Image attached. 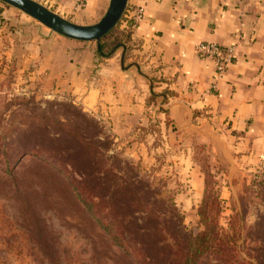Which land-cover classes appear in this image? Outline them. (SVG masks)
I'll list each match as a JSON object with an SVG mask.
<instances>
[{"label":"crops","instance_id":"1","mask_svg":"<svg viewBox=\"0 0 264 264\" xmlns=\"http://www.w3.org/2000/svg\"><path fill=\"white\" fill-rule=\"evenodd\" d=\"M34 1L78 25L97 22L109 2ZM135 7L143 16L131 27ZM32 20L0 3V96L65 99L90 114L109 152L143 169L185 223H197L211 171L219 217L231 218L264 167V0H127L99 42ZM108 36L118 43L103 55ZM198 43L234 47L221 77Z\"/></svg>","mask_w":264,"mask_h":264},{"label":"rangeland","instance_id":"2","mask_svg":"<svg viewBox=\"0 0 264 264\" xmlns=\"http://www.w3.org/2000/svg\"><path fill=\"white\" fill-rule=\"evenodd\" d=\"M105 135L90 114L68 100L0 96V264H143L145 257L136 253L137 226L144 233L148 259H152L157 240L165 238L164 243L171 244L168 233L176 226L177 213L171 209L170 204H174L170 197L162 194L161 186L139 166L119 153H110V139ZM93 137L100 140H91ZM39 142L47 153L44 156L29 151ZM92 150L106 153L93 161L95 175L102 176L100 187H122L129 182L135 186V198L145 204L140 208L135 204L133 212L122 214L118 201L115 211H111L112 218L116 214L117 219L124 220L119 219L116 227L122 224L130 235L125 244L130 248L126 247V251L111 240L88 210L92 197L96 201L110 197L108 192L93 187ZM50 152L59 154V160L50 158ZM79 152H85V157L79 154L73 164L71 154L75 157ZM99 169L107 173L103 175ZM81 172L86 173L84 182ZM256 179L258 197L254 199L249 189L242 190L229 206L233 209L231 218H217L219 226L228 233L224 245L231 252L220 260L211 252L198 254L197 264H243L242 260L247 262L244 264H264V167ZM79 185H83L84 193L75 189ZM213 199L209 191L206 211L211 217L218 214ZM105 205L100 208L110 219ZM175 211L179 213L177 207ZM153 217L158 218L159 224ZM101 223H106V219H101ZM182 225L188 234L203 229L198 222L188 224L183 218ZM163 250L165 261L170 255L167 249ZM161 263L158 260L156 264Z\"/></svg>","mask_w":264,"mask_h":264},{"label":"trees","instance_id":"3","mask_svg":"<svg viewBox=\"0 0 264 264\" xmlns=\"http://www.w3.org/2000/svg\"><path fill=\"white\" fill-rule=\"evenodd\" d=\"M112 33L113 32H111L109 35L112 36ZM117 43L118 42L115 38H113V40H111V37L108 36L107 40L104 41V39H103V42H101L99 51L101 52V54L106 55L112 49H114L117 46ZM94 138L98 139L97 137H93V138H91V140ZM98 140H100V139H98ZM98 140H96V141L99 142ZM94 142L95 141L91 142V145H93ZM40 146H42V145L39 142V144L35 147V149L29 150L30 153L32 152L33 154H36L38 156H44L45 154H47L44 150L41 149ZM83 153H85V152H79V153H77V155L75 157H74V154H71V160H72L71 162H73V164H74V162H75L74 159L76 160V157L79 154H80L79 156L81 158L85 157L83 155ZM54 154H56V155H54ZM103 154L105 156L106 153L103 152ZM103 154L101 152H97L95 150L91 151V181L93 182V187L99 188V189L103 190L104 192H108L110 197L105 199L107 201H96L94 199L96 197H92L91 208L88 207V210L91 212V216L94 217V220L96 221L97 224H99V226L103 229V231L110 235L111 240L117 246H119L122 249V251H126L125 248L129 247V246H127L125 244L129 243L130 235L128 233H126V230H125L126 227L123 226L122 224L120 227H116L115 224H118V221H120L121 219L120 218H119L120 220L117 219L118 216H116V214H114V217L112 218L111 217V213H112L111 211H113V212L115 211L116 202H118V201L121 202L120 206H119V210L122 214H127V212L129 214V213L133 212L134 207L132 208V206H134L135 204H137L139 206V208H140V206H143L145 204H143L141 202L142 200L139 201L135 198V194L133 193L134 191H132V189L135 186L129 182H126L122 187H118V185H114V186L113 185H108V186L106 185L107 187H105V189L100 187V180H101L102 176L95 175L97 173H95L96 170H95V166L93 164V161L100 160L101 157L103 156ZM49 156H50V158H52L55 161H58L60 158V155L57 153H51L50 152ZM86 156H87L86 159L90 158V155L87 153H86ZM105 173H107V172L103 171V170L101 171V174L105 175ZM79 174L81 176V180L84 182L85 178H86V173L81 172ZM83 182H82V184H83ZM214 182L215 181H214L212 172L207 171L206 177H205L204 197H203V200L201 201V203L199 204V206L197 208V216H198L197 222H198V225L201 226L203 229L201 231H198L196 234H193V233L188 234L187 232H185L186 230L182 225V217H181L180 213H178V211H175V205L170 204L171 209L177 213L176 226L173 227L172 233H168L169 239H171V244L164 243V241H166L165 238L162 239L160 237L161 238L160 240L156 239L159 243L160 242H162V243L159 244L157 242L156 243L154 242V244H153V247H154L153 252L154 253L151 255L152 259H148L146 257L147 252L145 251L146 250L145 247L147 246V244L144 243V242H146L145 237L143 236L144 233L142 232L143 233L142 234L139 232L141 230V228L139 226L136 227V231H134L135 232L134 235L139 236V241H138L139 247L136 250V253L140 257L141 256L143 258L145 257L146 262L142 260L143 264H154V262L156 264L158 260L162 262L161 264H197V258L196 257L198 254H204V253L211 252L214 254L215 258H218L220 260L231 252L230 249L228 248L227 244L224 245L225 237L228 235V233L222 227L219 226L218 221H217V218L219 217V214L221 211V206H220V201L218 200V196L215 193L214 188H213ZM251 187H252L251 192L254 194L253 198L256 199V197H258V194H259V182L257 179L252 182ZM75 189H77L78 193H80V192L84 193L85 192L83 185L82 186L79 185L78 187H75ZM147 190H149V189L147 188ZM209 191L212 193V195L214 197V199L211 200V201H213V205H217V207H218V214H216L214 217H211V215L206 211V207H208ZM119 199H123V200H119ZM122 202H124V203L122 204ZM103 203L106 204L105 206L108 207V213H109L108 215H109L111 220L108 219V216L106 215L107 213L106 214L103 213L102 209L100 208L103 205ZM143 210H147V208L143 207ZM233 217H235V216H233ZM103 218L106 219V223H104L105 225L101 223V219L103 220ZM129 219L130 218H127L126 222H128ZM147 219H148V217H147ZM153 219H155V221L158 220L157 217H153ZM121 221H124V220H121ZM157 224H159L158 221H157ZM154 227H155L156 232L158 234L161 233V229H159V227H156V226H154ZM179 243H183V245L181 246V245H179ZM163 249H167L168 255H170V257H168L165 261L162 260L164 257L163 256V254H164ZM132 256H134V255H132ZM238 259L241 260V258H239V257H238ZM242 263L244 264L247 262H244L242 260Z\"/></svg>","mask_w":264,"mask_h":264},{"label":"water","instance_id":"4","mask_svg":"<svg viewBox=\"0 0 264 264\" xmlns=\"http://www.w3.org/2000/svg\"><path fill=\"white\" fill-rule=\"evenodd\" d=\"M30 17L51 32L79 42H99L119 22L126 8L127 0H109L100 19L91 25H78L61 17L34 0H0Z\"/></svg>","mask_w":264,"mask_h":264},{"label":"built area","instance_id":"5","mask_svg":"<svg viewBox=\"0 0 264 264\" xmlns=\"http://www.w3.org/2000/svg\"><path fill=\"white\" fill-rule=\"evenodd\" d=\"M61 1V0H56ZM85 5L84 0H78L76 7L81 9ZM143 9L135 7L128 16L131 27H135L142 19ZM197 56L208 59L214 66L215 78H219L226 71L227 66L232 62L235 49L232 46H222L216 43H198L194 46ZM215 89V85L212 87Z\"/></svg>","mask_w":264,"mask_h":264}]
</instances>
